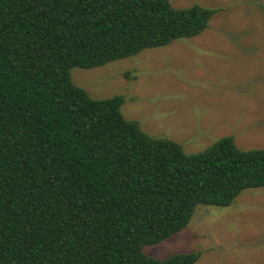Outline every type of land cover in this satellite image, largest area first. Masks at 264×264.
Instances as JSON below:
<instances>
[{"label":"trees","instance_id":"obj_1","mask_svg":"<svg viewBox=\"0 0 264 264\" xmlns=\"http://www.w3.org/2000/svg\"><path fill=\"white\" fill-rule=\"evenodd\" d=\"M219 9L170 0H0V264H196L145 247L198 206L264 187V148L224 136L197 153L148 135L125 96L72 80L203 33Z\"/></svg>","mask_w":264,"mask_h":264},{"label":"rangeland","instance_id":"obj_2","mask_svg":"<svg viewBox=\"0 0 264 264\" xmlns=\"http://www.w3.org/2000/svg\"><path fill=\"white\" fill-rule=\"evenodd\" d=\"M219 9L200 35L92 69L73 82L94 98L125 96L122 112L155 138L197 153L224 136L264 148V0H170ZM201 252L196 264H264V187L227 207L198 206L169 239L145 247L156 258Z\"/></svg>","mask_w":264,"mask_h":264}]
</instances>
